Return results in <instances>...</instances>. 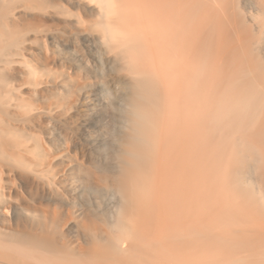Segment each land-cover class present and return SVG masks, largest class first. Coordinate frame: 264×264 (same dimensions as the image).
<instances>
[{
    "label": "bare ground",
    "instance_id": "bare-ground-1",
    "mask_svg": "<svg viewBox=\"0 0 264 264\" xmlns=\"http://www.w3.org/2000/svg\"><path fill=\"white\" fill-rule=\"evenodd\" d=\"M119 2L0 0V264H264V0Z\"/></svg>",
    "mask_w": 264,
    "mask_h": 264
},
{
    "label": "clouds",
    "instance_id": "clouds-1",
    "mask_svg": "<svg viewBox=\"0 0 264 264\" xmlns=\"http://www.w3.org/2000/svg\"><path fill=\"white\" fill-rule=\"evenodd\" d=\"M98 9L95 18V30L110 52L118 50L124 38V31L119 22L121 4L119 0H91Z\"/></svg>",
    "mask_w": 264,
    "mask_h": 264
},
{
    "label": "rangeland",
    "instance_id": "rangeland-1",
    "mask_svg": "<svg viewBox=\"0 0 264 264\" xmlns=\"http://www.w3.org/2000/svg\"><path fill=\"white\" fill-rule=\"evenodd\" d=\"M47 44H48V47H53L54 45V41L52 42L51 39H47ZM60 47L62 48V46L60 45ZM63 47H66V46H63ZM59 48L60 52V56L61 58H64L66 60H68L67 56L66 55V48L64 49H61ZM79 49H81L82 51H84L86 54H87V57L89 59H92V56L89 52V49H87V47L85 46L84 43H81L79 45ZM64 59H62V61L64 62ZM61 61V62H62ZM36 129L38 130L39 133H41L44 137V140L47 142V143H51L52 142V136L53 134L52 133H57V132H63L65 131L66 129V123L64 122H58V121H50L49 119L45 118L44 122H39L36 124Z\"/></svg>",
    "mask_w": 264,
    "mask_h": 264
}]
</instances>
